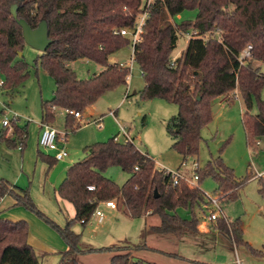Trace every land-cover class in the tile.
Returning a JSON list of instances; mask_svg holds the SVG:
<instances>
[{
    "label": "trees",
    "instance_id": "trees-1",
    "mask_svg": "<svg viewBox=\"0 0 264 264\" xmlns=\"http://www.w3.org/2000/svg\"><path fill=\"white\" fill-rule=\"evenodd\" d=\"M15 3L18 17L33 28L46 19L52 39V44L37 60L56 85L53 99L42 103V122L54 123L51 105L85 112L106 91L127 84L131 68L111 63L110 56L130 42L115 31L136 29L138 17L145 10L144 0H0V72L7 76L2 86L6 89L21 83L28 71L22 54L19 55L26 44L22 28L10 11ZM187 9L198 10L194 22L179 25L171 20ZM167 18L170 20L165 21ZM190 29L196 31V35L189 39L182 55L174 59L172 53L179 34H188ZM249 44L253 46L252 58L242 61V51ZM82 58L105 68L88 79L79 78L68 63ZM134 59L145 79L142 97H160L178 106L177 115L167 121L166 128L174 139L173 147L185 160L199 154L201 130L213 117V99L230 97L236 89L246 104L242 123L248 143L264 137V99L260 98L264 73L258 65L264 62V0H154L148 7V18L141 40L135 46ZM255 97L259 111L253 114ZM69 117L73 116H67V127L71 125ZM11 123L15 125L14 137L4 128L1 139L9 147L19 146L23 150L28 138L27 126L19 128L16 117ZM116 137L89 146L88 155L68 168L58 193L74 205L76 214L67 219L64 226L48 219L28 190L0 178V201L6 195L12 196L14 205L25 206L47 218L62 235L68 249L62 253L60 264H81L78 260L79 254L84 252L80 245L81 234L76 233L73 226L76 222L86 224L97 206L108 200L115 201L119 211L131 218L146 220L147 216H157L156 224L146 220L145 230L166 235L163 237L173 236L178 243L181 237L200 232V219L195 210H202V205L207 207L206 193L200 186H192L183 179L173 184L171 174L157 168L154 158L138 148L134 137L131 140L124 137L116 140ZM38 157L50 166L56 161L40 150ZM112 165H119L129 173L123 185L104 175ZM196 172L199 181L206 176L217 181L222 194L219 197L224 202L236 199L238 192L234 190L245 182L236 178L233 168L226 165L221 156L211 158L203 170L199 167ZM89 186L94 189L90 190ZM231 190L234 192L229 195ZM180 208L190 211L191 218L182 216L178 212ZM209 229L234 246H243L255 256H264L263 250L244 239L240 219L221 217L212 221ZM29 233L28 221L0 217V264H40L28 241ZM141 248L150 249V246L144 242L125 251L115 246L89 251H110L113 254L110 264H130L134 251ZM167 254L186 259L178 252ZM133 264L158 263L138 258Z\"/></svg>",
    "mask_w": 264,
    "mask_h": 264
},
{
    "label": "rangeland",
    "instance_id": "rangeland-1",
    "mask_svg": "<svg viewBox=\"0 0 264 264\" xmlns=\"http://www.w3.org/2000/svg\"><path fill=\"white\" fill-rule=\"evenodd\" d=\"M197 15V9H187L171 20L181 25L194 22ZM169 20L170 18H167L165 21ZM192 32L190 29L188 33ZM127 38L130 42V38ZM188 41L187 33L179 34L177 47L172 53L174 59L182 55ZM41 54L39 50L25 44L22 57L27 63V77L12 89H0V178L28 190L38 209L48 219L64 226L68 219L65 202L60 198L57 200L56 195L67 176L68 168L88 155L89 146L106 142L115 136L123 140L122 127L126 126L125 129L135 138L138 148L154 158L157 168L180 169L188 178L193 177L195 162H198L200 170H203L211 158L221 156L226 165L233 168L236 178L245 181L243 186L234 190L238 192L236 199L220 201L223 213L228 220L240 219L244 228V239L253 247L264 251V177L258 176L264 172V137L254 139L253 144L248 143L242 123L246 104L238 89L230 98L213 99V117L201 130L199 154L185 160L173 147L174 139L166 128L167 121L177 115L178 106L164 98L142 97L145 79L139 65L133 60V46L129 43L110 56L111 63L123 62L131 67L127 84L106 91L85 112L81 111L82 121L69 117L70 127L66 125L67 115L60 108L55 112L54 125L68 132V141L64 146L69 155L63 161H55L50 166L38 157V151L51 157L54 153L38 147V136L43 120L42 103L53 99L56 85L52 76L39 62L37 63ZM68 65L82 79L93 77L105 68L86 58L69 62ZM258 65L264 73V62ZM0 75L5 82L6 74L0 72ZM127 92L131 94L129 97ZM260 98L264 99V86ZM258 111V98L255 97L251 112L256 114ZM14 115L17 117L16 125L19 128L27 126L28 138L23 150L19 146L9 147L1 139L2 130L7 129L3 126V120H12ZM99 117H102L101 124L94 122V119ZM12 133L13 131H9L8 135L14 137ZM184 162L186 165H183ZM104 175L118 185H123L129 178V173L119 165L108 167ZM195 183L211 197L222 196L218 183L212 176H206ZM234 191L231 190L228 194ZM205 199L209 209L202 205V210L199 208L195 211L200 219L199 226L209 230L212 222L208 219L210 209L216 207L207 196ZM13 200V197L9 196L2 201L1 216L6 218L12 211L21 212L19 219L29 223L28 241L36 251L40 264H59L62 253L68 249L62 235L47 218L39 216L25 206L14 205L11 202ZM100 207L105 213L103 221H98L94 216L87 224L76 222L73 226V230L81 234L80 245L84 250L78 257L81 264H110L112 252H90V248L115 246L125 251L127 247L142 245L144 242L148 243L150 249L135 250L130 264L138 258L158 264H237V257L241 259L242 264H264V256H255L245 247L234 246L222 237H208L202 245L192 234L182 239L177 248V241L173 236L163 237L166 235L145 230L146 220L153 223L157 216H147L146 220L131 218L118 210L106 208L104 204H100ZM178 212L186 218H191L190 211L186 209L180 208ZM167 252H178L187 259L170 257Z\"/></svg>",
    "mask_w": 264,
    "mask_h": 264
},
{
    "label": "built area",
    "instance_id": "built-area-1",
    "mask_svg": "<svg viewBox=\"0 0 264 264\" xmlns=\"http://www.w3.org/2000/svg\"><path fill=\"white\" fill-rule=\"evenodd\" d=\"M154 0H145L144 1V12L140 13L137 23H136V29L134 30H130L128 28H121L118 29L117 31H115L116 34H120L122 36L125 37H129L130 38V43L133 46V60L134 59V49L136 44L141 40V34L143 33V27L145 24L146 19L148 18V7L149 5L153 2ZM196 35V31H193L192 33H188L187 36H189V39L193 36ZM252 49L253 46L252 45H248L241 54V60H248L250 58H252ZM119 65L121 67H128L131 68L129 66L128 63H123V62H119ZM4 84V81L0 78V89H2V86ZM128 96V92L126 94ZM51 111L52 112H56L59 108L68 116L71 115L74 118L82 121L83 117L80 111H76L70 108H61L58 107L57 105H51L50 106ZM14 117H16V115H14ZM17 119V117H16ZM102 121V117L96 118L94 119L95 123L101 124ZM3 126L6 127L8 129V132H12L14 129L12 127V123L11 120L9 119H4L3 120ZM122 135L125 139L127 140H131L132 136H130V134L127 132V130L125 129V127H122ZM116 140H119L120 138L117 136L115 138ZM68 141V132L67 131H63L58 129L54 123H48V122H42L41 126H40V133L38 136V147L45 150L46 152H53L54 156L53 158L56 161H63L66 157H68L69 153L67 148L64 146ZM183 165H186V162L183 163ZM194 173H193V177L192 178H188L185 174H183L182 170L178 169V170H170L166 167H161L160 169L165 171L166 173H170L173 179V184H177L180 180H185L187 181L189 184L195 185L196 181L199 180V176L196 172L197 168H199V164L198 162L194 163ZM259 177H264V172H261L260 174H258ZM90 190L94 189V186H89ZM206 196L209 198L210 202L213 203V205L216 207L214 209H210V215L208 216V219L211 221H216L221 217H225V214L223 213L222 207L220 205V197H211L210 195H208L206 193ZM100 204H104L106 208H110V209H117V204L113 201V200H108V201H104L101 202ZM100 204L97 206L95 212L93 213L92 217L86 222V224L88 222H90L93 217L95 216L98 221H103L105 218V213L101 210ZM208 208V205H207ZM209 209V208H208ZM82 222H85V220H82ZM237 264H242L241 259L239 257H237L236 260Z\"/></svg>",
    "mask_w": 264,
    "mask_h": 264
},
{
    "label": "water",
    "instance_id": "water-1",
    "mask_svg": "<svg viewBox=\"0 0 264 264\" xmlns=\"http://www.w3.org/2000/svg\"><path fill=\"white\" fill-rule=\"evenodd\" d=\"M18 4H12L10 11L17 23L21 26L25 43L31 47L45 52L52 44V39L49 36V27L46 19H42L36 28H33L24 18L18 17ZM22 52L19 53L21 55ZM200 99V97H198ZM158 196L157 190H155Z\"/></svg>",
    "mask_w": 264,
    "mask_h": 264
},
{
    "label": "crops",
    "instance_id": "crops-1",
    "mask_svg": "<svg viewBox=\"0 0 264 264\" xmlns=\"http://www.w3.org/2000/svg\"><path fill=\"white\" fill-rule=\"evenodd\" d=\"M176 58V57H175ZM100 73V72H99ZM129 96L131 95V94H128ZM236 95V94H235ZM219 97H222V98H230L229 96H219ZM88 109V108H87ZM114 114H116V112H114ZM120 125H121V123H120ZM122 126V125H121ZM123 127H126V126H123ZM128 129V128H127ZM39 133H40V131H39ZM55 193H56V190H55ZM10 195H6V196H4L3 198H2V200L0 201V207H1V203H2V201H5L8 197H9ZM11 197V196H10ZM58 198H60L61 200H63L64 202H65V205H64V208H65V211H66V213H67V215H68V219H71V218H74L75 217V214H76V209H75V207H74V205L72 204V203H70L69 201H67V200H65V199H63L60 195H59V193H57V195H56V199L58 200ZM14 199V198H13ZM11 202H13L14 204H15V199L13 200V201H11ZM67 205V206H66ZM14 206V205H13ZM110 209V208H109ZM112 210H118L119 211V209H118V207H117V209H112ZM0 211H1V208H0ZM119 212H121V211H119ZM22 216V213L21 212H11L10 213V215H8V217H3V216H1V212H0V217H2V218H5V219H7V218H9V219H11V220H17V219H19V217H21ZM158 218H155V220H154V222H153V224H156V223H158ZM199 229H200V232H199V234L198 235H194V236H196L195 237V239L197 240V241H199L200 243L202 242V245H203V241H206L207 240V238H208V235L209 234H213V235H217L216 236V238H218V237H222V235L221 234H218V233H214V232H212V231H210V229L209 230H206V229H203V228H201V226H199ZM185 237H188V234L187 235H185L184 237H181V240L182 239H184ZM223 240H225V241H227L225 238H222ZM181 240H179V244H180V241ZM177 242V248H178V246H179V244H178V240H176ZM228 242V241H227ZM180 254V253H179ZM181 255V254H180ZM181 256H183V255H181ZM183 257H185V256H183ZM186 258V257H185ZM187 259V258H186ZM191 261H194V260H191ZM199 263H201L200 261H198ZM40 263H41V261H40ZM60 264V263H59ZM205 264H209V263H205ZM213 264V263H212Z\"/></svg>",
    "mask_w": 264,
    "mask_h": 264
}]
</instances>
